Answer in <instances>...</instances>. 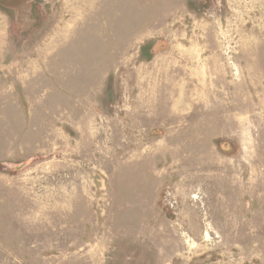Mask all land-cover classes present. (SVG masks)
Instances as JSON below:
<instances>
[{"label":"rangeland","instance_id":"1","mask_svg":"<svg viewBox=\"0 0 264 264\" xmlns=\"http://www.w3.org/2000/svg\"><path fill=\"white\" fill-rule=\"evenodd\" d=\"M0 264H264V0H0Z\"/></svg>","mask_w":264,"mask_h":264}]
</instances>
